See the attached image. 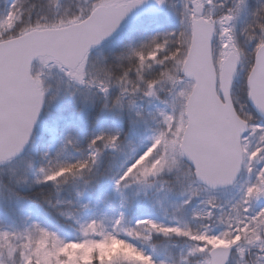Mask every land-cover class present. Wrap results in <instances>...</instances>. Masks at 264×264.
Wrapping results in <instances>:
<instances>
[{
  "label": "snow or ice",
  "instance_id": "obj_1",
  "mask_svg": "<svg viewBox=\"0 0 264 264\" xmlns=\"http://www.w3.org/2000/svg\"><path fill=\"white\" fill-rule=\"evenodd\" d=\"M0 264H264V0H3Z\"/></svg>",
  "mask_w": 264,
  "mask_h": 264
},
{
  "label": "trees",
  "instance_id": "obj_2",
  "mask_svg": "<svg viewBox=\"0 0 264 264\" xmlns=\"http://www.w3.org/2000/svg\"><path fill=\"white\" fill-rule=\"evenodd\" d=\"M3 0H0V6H2ZM130 26V25H129ZM128 26V27H129ZM128 27L126 29H124L125 31H127Z\"/></svg>",
  "mask_w": 264,
  "mask_h": 264
},
{
  "label": "water",
  "instance_id": "obj_3",
  "mask_svg": "<svg viewBox=\"0 0 264 264\" xmlns=\"http://www.w3.org/2000/svg\"><path fill=\"white\" fill-rule=\"evenodd\" d=\"M133 19H134V16L130 19L129 22H131ZM127 24H128V23H127ZM127 24H125V25H127ZM125 25L123 26V28L125 27Z\"/></svg>",
  "mask_w": 264,
  "mask_h": 264
}]
</instances>
